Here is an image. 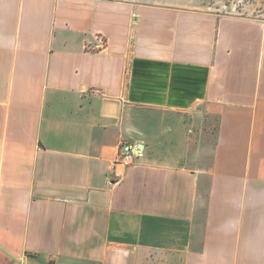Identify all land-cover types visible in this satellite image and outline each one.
Here are the masks:
<instances>
[{
  "label": "crops",
  "instance_id": "crops-1",
  "mask_svg": "<svg viewBox=\"0 0 264 264\" xmlns=\"http://www.w3.org/2000/svg\"><path fill=\"white\" fill-rule=\"evenodd\" d=\"M50 263L264 264V18L0 0V264Z\"/></svg>",
  "mask_w": 264,
  "mask_h": 264
},
{
  "label": "rangeland",
  "instance_id": "rangeland-1",
  "mask_svg": "<svg viewBox=\"0 0 264 264\" xmlns=\"http://www.w3.org/2000/svg\"><path fill=\"white\" fill-rule=\"evenodd\" d=\"M201 6L205 8H217L228 12H239L243 14L255 15L264 18V0H200ZM207 120V119H206ZM191 121L194 123L193 129L202 136L211 137L214 134L215 122L212 119L207 121ZM199 122V123H198ZM204 130V131H203Z\"/></svg>",
  "mask_w": 264,
  "mask_h": 264
},
{
  "label": "built area",
  "instance_id": "built-area-1",
  "mask_svg": "<svg viewBox=\"0 0 264 264\" xmlns=\"http://www.w3.org/2000/svg\"><path fill=\"white\" fill-rule=\"evenodd\" d=\"M139 148L134 147L129 143H124L120 146L117 159L115 161V166H127L130 165L135 157L139 154Z\"/></svg>",
  "mask_w": 264,
  "mask_h": 264
},
{
  "label": "water",
  "instance_id": "water-1",
  "mask_svg": "<svg viewBox=\"0 0 264 264\" xmlns=\"http://www.w3.org/2000/svg\"><path fill=\"white\" fill-rule=\"evenodd\" d=\"M139 147H141V145H140V146H138V148H139Z\"/></svg>",
  "mask_w": 264,
  "mask_h": 264
},
{
  "label": "trees",
  "instance_id": "trees-1",
  "mask_svg": "<svg viewBox=\"0 0 264 264\" xmlns=\"http://www.w3.org/2000/svg\"><path fill=\"white\" fill-rule=\"evenodd\" d=\"M50 264H52V263H50Z\"/></svg>",
  "mask_w": 264,
  "mask_h": 264
}]
</instances>
